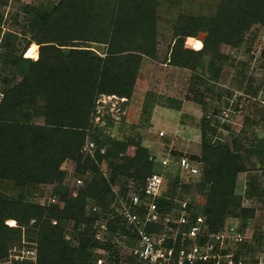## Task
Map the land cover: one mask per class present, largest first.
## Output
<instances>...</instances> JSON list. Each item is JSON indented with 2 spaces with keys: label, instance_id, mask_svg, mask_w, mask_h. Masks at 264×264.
I'll return each mask as SVG.
<instances>
[{
  "label": "trees",
  "instance_id": "1",
  "mask_svg": "<svg viewBox=\"0 0 264 264\" xmlns=\"http://www.w3.org/2000/svg\"><path fill=\"white\" fill-rule=\"evenodd\" d=\"M44 1L47 9L25 7L30 37L25 30H8L0 40L5 69H13L0 92V260L24 242L35 246V264H96L93 248L110 252L113 264H137L127 251L96 241L93 226L98 216L82 215L81 208L93 202L106 213L112 189L124 195L133 185L142 193L146 177L162 174L169 167H174L176 175L170 179V194L163 192L155 202L159 213L167 215L189 198L190 213L204 216L212 231L223 229L229 218L245 223L253 219V207H230L228 200L235 194L238 176L249 171L252 152L262 153L263 142L249 149H243L238 140L231 145L219 139L209 143L208 134L214 135L217 127L204 120L201 154L190 157L200 173L191 177L180 174L174 163L162 169L149 160L150 147L141 136L117 139L90 123L99 97L129 100L142 57L157 60L160 0ZM216 1L211 15H178L170 22L167 64L195 73L205 55L215 58L207 64L208 78L196 76L199 85L193 84L198 104H203L198 86L212 93L208 82L220 79L223 69L219 62L229 59L220 52V45L233 47L240 40L250 52L255 39L251 28L258 24L264 29V0ZM2 23L0 13V26ZM201 34L203 38L198 40ZM186 39L192 49L185 46ZM98 44L105 46L103 57L91 49ZM237 75L245 78L241 72ZM16 77H20L18 82H14ZM168 103L176 109L175 99ZM105 120L110 122L106 115ZM86 138L95 143L92 158L80 154ZM130 148L134 150L131 155ZM176 155L172 153L174 161L181 157ZM69 161L75 164L73 176L83 180L77 189L67 186L68 176L62 169ZM262 168L264 175V165ZM166 178L171 174L164 177V186ZM47 186L53 187L49 196L56 197L61 207L38 203L40 188ZM248 187V193L254 194L255 185ZM5 188L12 192L7 194ZM69 225L71 238L67 240ZM110 228L111 232L116 229ZM155 229L147 227L148 232Z\"/></svg>",
  "mask_w": 264,
  "mask_h": 264
},
{
  "label": "rangeland",
  "instance_id": "2",
  "mask_svg": "<svg viewBox=\"0 0 264 264\" xmlns=\"http://www.w3.org/2000/svg\"><path fill=\"white\" fill-rule=\"evenodd\" d=\"M171 1H175V4H169L168 0H160L157 11V60L153 68L148 73L143 74L140 79L142 86L137 92L138 102L143 101L144 103L143 95H146L144 93H149V100L153 101L152 110L148 111L149 114L142 112L140 115L138 114L139 122L155 121L154 130L146 135L148 139L143 138L144 136L142 138L149 144L151 155L156 156L157 159H163L170 154L172 161H174L172 153L177 154L176 158L178 155L189 159L200 156L201 124L204 120H209L217 127L214 135L208 134L209 143L219 139L218 141L221 143L231 145L232 140H238L242 143L243 149H249L255 147L260 141L263 142L260 148L262 153L252 152L248 161L249 174L242 173L238 176L235 194L228 200L230 207H253L255 216L246 223L232 218L226 221V225L245 227L251 236V251H262L264 249V175L262 170L264 165V29L258 24L251 28L250 33L255 35V39L250 45V52H246L247 46L240 40L236 41L233 47L220 45V52L228 56L229 59L219 62L223 69L220 79L216 82H208L212 93H207L205 86H198L200 87L198 91L203 99V104H198L194 101L193 84L198 83L199 85L196 76L208 78L207 64L213 63L215 58L211 55H205L201 61V68L195 73L167 64L165 57H167L171 42V23L176 20L178 15H211L215 11L217 1ZM26 6L48 8V4L44 0H2L0 2V13L3 14L0 40L2 34L8 30L17 33L25 30L26 37L31 36L26 28L28 23ZM201 38H203L202 34L199 35L198 40ZM185 46L192 49L188 39L185 40ZM3 54L4 49L0 47V92L4 87L3 80L11 78L13 74L11 67L5 69ZM238 72H241L245 78L238 76ZM19 79L20 77H16L14 82H18ZM166 97H174L181 101L180 111L176 112L177 114H171V111L161 109L160 105L166 103ZM109 98L107 96L99 97L96 107H102V111L109 118L110 126L117 125L115 130L119 135L113 136L117 139H124L133 135L140 137L144 130L139 132L138 127L125 122L127 117L123 114L124 111H120L123 105L121 101L110 100ZM112 107H114L113 111L110 110ZM168 123L174 124L175 128L169 130ZM160 130L166 132L162 138L157 136ZM106 133V135H111L109 130H106ZM133 152L134 150L131 148L128 150L129 155ZM101 166L105 171V164L103 163ZM65 168L68 171H73L75 164L69 161L65 163ZM173 169L174 167L172 169L169 167L162 172L164 177L168 173L171 174V178L165 179L166 186H164L163 192L167 195L172 190V177L176 175ZM249 175H256L258 179L255 185V193L251 195L248 193ZM87 178H90V174L87 175ZM5 191L7 194L12 192L9 188H5ZM52 191L53 187L47 186V189L45 187V189L40 190L39 195L47 197L52 194ZM180 194L181 191H177V200ZM186 201H189V198H186ZM199 203L202 204L203 199H200ZM68 236H70V231ZM23 246L25 245L21 243L16 245V248L22 250Z\"/></svg>",
  "mask_w": 264,
  "mask_h": 264
},
{
  "label": "built area",
  "instance_id": "3",
  "mask_svg": "<svg viewBox=\"0 0 264 264\" xmlns=\"http://www.w3.org/2000/svg\"><path fill=\"white\" fill-rule=\"evenodd\" d=\"M113 108L110 110L113 111ZM102 110V107H96L90 123L105 131L110 125ZM164 135L163 131L157 134L159 138ZM94 151L95 143L86 138L80 154L92 158ZM149 160L159 163L162 169L174 162L180 174L191 177L200 173L198 164L185 156L172 161L170 154L163 159L150 155ZM62 169L67 173V186L70 189L82 186L83 180L73 176L74 170L68 171L65 164ZM163 190V174L152 173L146 177L142 193L137 192L133 185L128 186L124 195L112 189L113 198L106 213H101L95 203L87 202L82 206L81 214L98 216L93 226L96 241L110 242L119 250L127 251L137 259V264H264V249L251 251V236L245 227L226 225L221 230L212 231L204 216H193L190 213L187 201L180 202L179 207L167 215L159 213L155 202L162 197ZM38 203L41 206L61 207L54 196H41ZM6 224L10 226L8 222ZM150 225L156 228L152 232L147 231ZM111 226L116 227L113 232ZM70 238L69 225L65 239ZM22 244L26 247L23 246L22 250L12 247L7 257L0 260V264H35V246L24 242ZM91 252L96 256V264H113L114 258L110 252L96 248L91 249Z\"/></svg>",
  "mask_w": 264,
  "mask_h": 264
},
{
  "label": "crops",
  "instance_id": "4",
  "mask_svg": "<svg viewBox=\"0 0 264 264\" xmlns=\"http://www.w3.org/2000/svg\"><path fill=\"white\" fill-rule=\"evenodd\" d=\"M92 47H94V48H91V49L94 50L100 57L104 56V53H105V46L104 45L98 44V45L92 46ZM37 58H38V46H37ZM154 63H156L154 60H151L147 57H142L141 63L139 66V70L137 73V78H136L135 86L133 89V93H132V96L129 100L120 99V98H117L115 96H110V98H109V96H107V98H109L110 100H112V99L119 100V101H121L122 104H124V108L121 109L120 111H124L123 114L126 115V117H127L125 122L127 124H131V126L134 125V126L138 127L139 132H141V130L143 129L144 131H143V133L141 132V137L144 136L143 138H145V139H148L146 135H148L150 133V131L154 130L155 121L153 120V121L148 122L145 120V121L139 122L138 114L140 115L141 112L149 114L148 111L152 110V105H153L152 102L153 101L149 100V93H144V94H146V95H143L144 96L143 97L144 103H143V101L138 102L137 101V98H138L137 92H139L138 90L142 86L140 79L142 78L144 73H148L153 68ZM171 98L175 99L174 97H166V99H165L166 103H162L160 105V107L162 110H166L168 112L171 111L170 112L171 114H177L180 111L181 101L175 99V104L177 106H176V109H172V108H169V103H168V99H171ZM136 112H137V117H136ZM132 115H133V117H132ZM136 118H138V119H136ZM147 119H148V117H147ZM168 125L170 128L169 130H172L173 128H175L174 124L168 123ZM144 127H146V128H144ZM115 128H117V125L113 124V126H111V128L109 129V132L112 136L113 135L117 136V134L119 135V133L116 132ZM165 134H166V132H165ZM122 136H123V134H122ZM247 174H249V173L247 172ZM248 179H249L248 185H250V184L256 185V182L258 180L256 175H249ZM41 189L43 190V189H45V187H41L40 190ZM46 189H47V187H46Z\"/></svg>",
  "mask_w": 264,
  "mask_h": 264
}]
</instances>
